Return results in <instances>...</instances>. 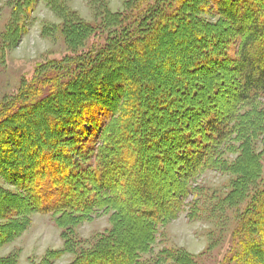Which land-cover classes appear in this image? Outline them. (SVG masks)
<instances>
[{
    "label": "trees",
    "instance_id": "1",
    "mask_svg": "<svg viewBox=\"0 0 264 264\" xmlns=\"http://www.w3.org/2000/svg\"><path fill=\"white\" fill-rule=\"evenodd\" d=\"M43 1L62 20L69 53L0 105V177L16 188L0 186V244L15 238L35 211L68 220L60 225L73 250L67 227L110 209L111 229L71 264H142L158 226L175 218L198 188L191 186L197 176L235 169L224 165V149L235 142L240 156L257 160L252 139L264 128L255 105L264 98V0H126L121 12L98 6L95 23L60 0ZM34 3L16 0L5 44L21 26L18 10L26 13ZM206 5L215 23L200 17ZM103 31L100 44L79 50ZM182 41V49L171 50ZM221 85L219 96H231L225 113L209 96ZM254 173L236 174L221 199L236 204L245 192L250 198L225 264H264V185L247 189ZM168 261L194 264L179 248L160 250L156 263ZM0 264L15 258L1 257Z\"/></svg>",
    "mask_w": 264,
    "mask_h": 264
},
{
    "label": "rangeland",
    "instance_id": "2",
    "mask_svg": "<svg viewBox=\"0 0 264 264\" xmlns=\"http://www.w3.org/2000/svg\"><path fill=\"white\" fill-rule=\"evenodd\" d=\"M60 1L69 11L89 23L98 21V6L101 9L104 5L110 12H121L126 2V0ZM15 3L16 0H0V105L14 98L21 89L33 82L41 67L50 66L53 61H59L69 53L61 34L62 20L43 0H35L32 8L26 13L21 9L18 10L15 18L21 26L16 33L9 36L11 41L6 39L10 43L5 44L2 35L10 21ZM203 8L202 12H199L200 17L215 23L218 18L213 14L211 7L206 5ZM105 33L103 31L101 34L88 37L79 50L100 44ZM183 42H172L171 50L182 49ZM228 55H233L232 48ZM147 70L150 71L148 67L145 72ZM158 82L154 81L152 85L158 86ZM223 88L224 86L221 85L218 91L209 93V96L222 102L218 107L222 113H225L231 96L229 93H223L220 97L219 93ZM193 91L195 95H199L205 91V88L193 89ZM230 91L236 92L234 88ZM255 105L264 113V98L259 99ZM257 135L252 139L253 153H258L254 163L243 158L244 155L240 156L235 142L232 145L230 142V148H234L224 149L221 157L226 167L233 164L235 169H208L197 176L195 184L191 183V186L202 187L200 193L196 192L199 190L197 188L187 197L182 211L175 218L158 226L150 245L151 250L142 255V264H159L156 263V259L163 248L184 250L188 255L193 256L194 264L228 263L232 257L231 249L235 245L232 234L238 222L237 217L241 215L250 198L249 193L245 192L236 204H225L221 199L229 194L231 181L237 177L236 174L248 173L250 169L255 173L252 174V184L247 189L253 193L264 185V128ZM256 162L259 168H255ZM116 185H118L117 181L113 186ZM0 186L6 190L16 191L13 185L8 184L1 177ZM174 187L175 184L169 186L170 189ZM189 202H194L192 209L188 205ZM112 213L113 210L110 209L97 210L68 226L71 231L68 236L75 240L74 246H71L74 248L72 250L66 249L64 240L66 227L60 225L68 220H61L56 214L29 212L26 223L18 235L0 244V258L11 255L15 258V264H71L76 255L81 251L92 249L93 245L111 229ZM160 264L172 263L168 261Z\"/></svg>",
    "mask_w": 264,
    "mask_h": 264
}]
</instances>
